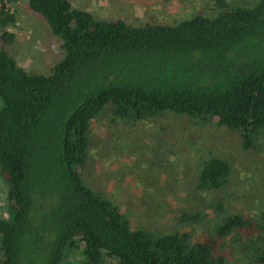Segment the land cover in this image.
<instances>
[{
    "label": "trees",
    "instance_id": "1",
    "mask_svg": "<svg viewBox=\"0 0 264 264\" xmlns=\"http://www.w3.org/2000/svg\"><path fill=\"white\" fill-rule=\"evenodd\" d=\"M15 1L0 0L5 42L16 22L6 4ZM214 1L212 14L130 24L69 0H26L59 38L62 55L38 73L0 47V264H62L71 250L78 256L69 264H226L223 246L231 252L243 238L264 264V212L252 218L214 200L207 225L196 209L176 212L182 230L132 227L81 178L92 119L104 112L114 121L185 114L236 131L243 148H260L264 0ZM230 170L225 158L208 154L193 189L223 188Z\"/></svg>",
    "mask_w": 264,
    "mask_h": 264
},
{
    "label": "rangeland",
    "instance_id": "2",
    "mask_svg": "<svg viewBox=\"0 0 264 264\" xmlns=\"http://www.w3.org/2000/svg\"><path fill=\"white\" fill-rule=\"evenodd\" d=\"M71 1L91 5L103 16L114 14L106 17L123 18L130 24L172 23L193 12L212 14L218 8L214 0H130L128 17L125 10H122L124 16L114 10L117 4L113 0H98L101 2L95 5L90 4L91 0ZM6 6L14 12L16 22L8 27L13 33L12 40L0 39V47L27 71L48 73L62 55L59 38L50 32L38 13L28 8L26 0H16ZM109 117L104 112L92 119L81 178L116 203L132 227L182 230L186 227H177L176 212L196 209L204 211L202 223L207 225L213 221L208 203L214 200H221L227 211L252 218L264 212V127L258 130L260 148L256 149L243 148L236 131L213 121L200 122L185 114L162 111L134 121H114ZM208 154L229 162L228 181L221 189L197 192L193 189L197 166ZM4 190L0 178V213ZM261 219L264 224V216ZM200 231L196 227L194 237L200 238ZM247 243L245 238L234 240L232 246L236 249L231 252L229 244L224 245V252H228L226 264H262L256 261ZM242 245L248 251L239 254ZM77 256L71 250L62 264L71 263Z\"/></svg>",
    "mask_w": 264,
    "mask_h": 264
},
{
    "label": "crops",
    "instance_id": "3",
    "mask_svg": "<svg viewBox=\"0 0 264 264\" xmlns=\"http://www.w3.org/2000/svg\"><path fill=\"white\" fill-rule=\"evenodd\" d=\"M96 1V2H95ZM116 4H117V6H116V8L114 9V10H116L118 13L120 12V15L122 14V12L125 10L129 15H128V17L130 16V0H113ZM69 2H70V4L72 5V6H74V7H78V8H82V9H85V10H87V11H89V12H91L92 14H94V15H96V16H98V17H101V18H105L106 16H111V15H114V14H110V15H106V16H103L98 10H95V9H93L92 7H91V5H84L83 6V4H75V3H72V1L71 0H69ZM98 2H101V1H98V0H91L90 1V4H93L94 3V5L97 3V4H99ZM142 2H144L143 0H142ZM126 4V6H125V8H129V10L127 9H125V8H123V5H125ZM110 9H113V8H110ZM123 10V11H122ZM118 13L116 14V15H118ZM125 13V12H124ZM123 16L125 15V14H122ZM106 18H109V17H106ZM123 19V18H122ZM124 20V19H123ZM126 22H128V21H126ZM129 23V22H128Z\"/></svg>",
    "mask_w": 264,
    "mask_h": 264
}]
</instances>
